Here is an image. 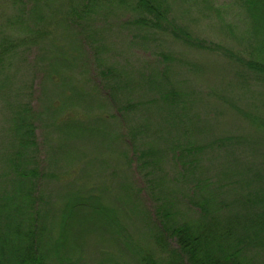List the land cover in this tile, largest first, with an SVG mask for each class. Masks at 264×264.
<instances>
[{
    "label": "rangeland",
    "instance_id": "obj_1",
    "mask_svg": "<svg viewBox=\"0 0 264 264\" xmlns=\"http://www.w3.org/2000/svg\"><path fill=\"white\" fill-rule=\"evenodd\" d=\"M205 1L173 3L169 15L191 46L133 22L132 10L81 26L72 0H36L34 13L0 0V205L13 197L26 211L39 199L48 264H171L182 251L158 217L159 195L174 201L177 220L195 223L196 197L174 182H211L222 200L215 217L231 221L230 202L263 173L264 81L236 62L246 12L237 0ZM262 48L251 57L264 63ZM181 146L202 161L187 178L172 157ZM145 152L153 163L141 166ZM2 215L27 225L13 209Z\"/></svg>",
    "mask_w": 264,
    "mask_h": 264
},
{
    "label": "trees",
    "instance_id": "obj_2",
    "mask_svg": "<svg viewBox=\"0 0 264 264\" xmlns=\"http://www.w3.org/2000/svg\"><path fill=\"white\" fill-rule=\"evenodd\" d=\"M13 1L19 3L17 5L21 10L32 13L36 11V0H33L31 5L27 4L25 0ZM183 1L72 0L73 13L70 19L83 26L78 20L87 23L92 21L90 17L93 15L103 18L105 15L106 17L110 16L112 10H132L137 14L133 22L145 27H153L157 30L162 29L167 33L179 36L186 44L191 45L190 41L193 42V39L190 34L184 29H180L176 24L174 25V21L171 22L169 20V15L174 9L173 3L182 5ZM195 1V4H206L205 0ZM236 4L241 5V8L246 12L244 18L239 23L242 25L240 28L241 38L248 44L245 51L237 54L238 58L233 54L231 55L236 58V62H240L238 63L245 68L247 73L256 75L264 81V63L251 57V55L258 54L256 51H261L263 49L262 46H264V0H237ZM233 6L227 7V9H220L218 13L222 16L226 12L224 10L228 11L229 9V14H231V7ZM228 12L226 13L227 16L229 15ZM231 26L233 25H230L229 29H231ZM83 31L79 30L78 34L82 35ZM253 42L258 44L261 49L256 50L257 48L254 47L255 44ZM194 46L206 50L209 49L207 45H203L199 41ZM251 50L255 51L254 54H252ZM262 52L264 53V50ZM102 74L107 77L112 74V70L106 69ZM67 85L68 81L63 80V85H61L62 91L66 89ZM26 117V115L19 114L17 120L19 122L26 121ZM260 125L264 131L263 120H260ZM262 144H264V134ZM202 150L204 148L200 147L199 151ZM179 151L178 155L172 156L173 162L176 167L181 169V176L187 178L186 173L192 172L197 167L196 163L199 165L202 161L189 158L191 154L196 152L195 147L181 146ZM140 156L141 166L153 163L148 161V154L146 152L141 153ZM249 172L253 173L250 170ZM150 174H154L153 169L150 170ZM32 175H35V173ZM184 181L185 179L176 180L174 185L183 187H177L181 188L178 190L181 195L184 191L188 192L189 190L192 193V197H196V201L192 199L190 204L191 208L197 209L199 215V219L195 223L182 222L179 218L177 220V209L174 201L169 198L167 199L165 195H159V198H157L159 199L157 200L159 207L156 211L163 229L168 232L169 238L176 239L182 251V257L177 253V255H174L178 257L177 260L173 256L171 264H264V170L263 173H255L248 178L249 182L246 185H250L247 191L249 195L245 198H239L233 204L230 202L231 206L229 205L228 208L235 210L233 212L234 216L231 218V221H223L225 224L215 217V213L221 209V206H217L216 208L212 206L217 195L212 192L213 186H211V182L208 184L207 181L204 183L203 180H196L194 178L193 184L188 187L190 181H186V185L183 186ZM165 188L168 189V187ZM170 191L169 189L168 192L170 193ZM162 192L164 193L163 190ZM221 194H223L222 191L220 192ZM38 200L31 198L29 203H27L26 211L18 204L14 206L10 205L14 201L13 197L6 198L5 205H0V209L2 207L5 208V211L7 208L9 211L13 209L18 216H27L26 227L22 225L26 221L24 219L23 222L21 219L19 221H7L3 215L0 218V264H48V251L45 248L43 249L45 228L39 224L40 215L38 208H36ZM169 205L170 209L168 210L166 207ZM225 207L227 208V206ZM172 220L173 222H171ZM157 240L160 242L158 237ZM172 253H175V251ZM148 264H152V262L149 261Z\"/></svg>",
    "mask_w": 264,
    "mask_h": 264
},
{
    "label": "bare ground",
    "instance_id": "obj_3",
    "mask_svg": "<svg viewBox=\"0 0 264 264\" xmlns=\"http://www.w3.org/2000/svg\"><path fill=\"white\" fill-rule=\"evenodd\" d=\"M222 195H223V194H221L220 196L222 197ZM216 201L220 203L222 200H220V199H216Z\"/></svg>",
    "mask_w": 264,
    "mask_h": 264
}]
</instances>
